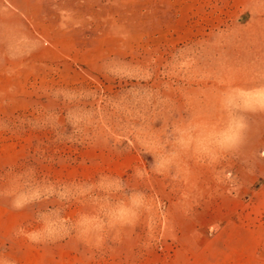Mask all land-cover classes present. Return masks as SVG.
<instances>
[{"label":"rangeland","instance_id":"obj_1","mask_svg":"<svg viewBox=\"0 0 264 264\" xmlns=\"http://www.w3.org/2000/svg\"><path fill=\"white\" fill-rule=\"evenodd\" d=\"M0 264H264V0H0Z\"/></svg>","mask_w":264,"mask_h":264}]
</instances>
